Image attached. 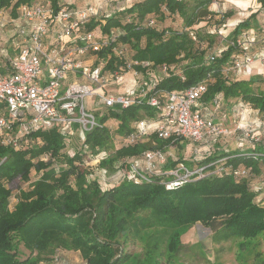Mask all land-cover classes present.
Listing matches in <instances>:
<instances>
[{"label": "clouds", "instance_id": "clouds-1", "mask_svg": "<svg viewBox=\"0 0 264 264\" xmlns=\"http://www.w3.org/2000/svg\"><path fill=\"white\" fill-rule=\"evenodd\" d=\"M134 3L135 0H0V105H4L0 109V147L19 151L31 146L35 150L44 141L37 137L33 144L26 139L27 134L56 127L66 137L63 152L68 159L80 151L90 157L81 183L74 175L68 177L67 187L73 192L91 189L100 195L140 185L156 176L163 193H175L193 177L198 180L202 175L226 173L236 182L243 181L264 210V164L258 163L264 159V119L260 117L264 104L253 107L252 100L243 99V92L237 96L228 93V89L241 84L251 85L254 78H264V45H255L264 36V0H212L208 5L210 15L189 31L193 40L201 31L222 37L225 43L218 49H201L199 54L180 52L170 64L157 63L150 57L135 61L124 57L123 64L113 67L112 56L121 57V48L100 53L108 40L122 35L124 30L113 27L105 33L103 28L109 19ZM156 23L154 19L152 24ZM161 23L178 27L182 21L169 18ZM234 35L240 43L238 55L229 52L232 45L228 41ZM224 54H228L227 62L235 57V63L230 71L222 72L219 81L184 87L191 83L182 72L186 65L197 58L207 65L210 57L223 59ZM177 75L179 84L165 89V99L160 95V86ZM24 96L27 100L22 99ZM137 103H147L153 110L134 122L132 135L144 146L117 157L129 145L113 129L112 143L97 145L94 153L89 151L86 140L93 128ZM74 123L79 126L73 127ZM248 152L256 153L253 162L245 167L229 164V159ZM3 155L7 151L0 158ZM49 158L41 155L32 163L47 164ZM214 160L218 162L211 172H197ZM222 165H228L224 173L220 172ZM52 167L58 173L60 167L67 169L69 165L62 160L39 171L33 168L28 184L35 187ZM256 239L260 246L253 256L259 251V264H264V230ZM56 255L50 264H64ZM40 264L49 262L40 260ZM74 264L86 261L77 255ZM248 264L257 262L249 257Z\"/></svg>", "mask_w": 264, "mask_h": 264}, {"label": "trees", "instance_id": "trees-1", "mask_svg": "<svg viewBox=\"0 0 264 264\" xmlns=\"http://www.w3.org/2000/svg\"><path fill=\"white\" fill-rule=\"evenodd\" d=\"M212 0H139L133 7L123 13L109 19L107 26L103 28L108 33L113 27L124 30L113 40L110 46L104 48L101 55L110 53L116 42L129 45L128 58L141 60L151 58L157 63L170 64L180 52L200 53L206 49L203 42L210 45L213 36L207 33L197 32V39L193 40L189 35V29L201 19L210 15L208 5ZM129 16L123 20L124 17ZM167 16L177 17L182 21L180 27L162 26ZM157 20L154 25L147 24V18ZM92 25L88 28L91 29ZM236 35L230 53L239 54L240 45L236 43ZM229 43V42H228ZM143 45V47H142ZM218 49V48H217ZM235 60V57L233 61ZM228 61V54L223 59L214 58L205 65L199 58L192 64L186 65L182 72L187 75L191 83L185 84L187 88L194 83L206 81L216 83L219 81L225 67L232 62ZM124 58L112 56L111 66L117 63L123 64ZM134 68L136 65L133 66ZM264 78H254L251 85L241 84L238 87L228 89V93L237 96L244 93L245 101L252 100L253 107L258 103L264 104V89L260 84ZM179 84V75L166 81L160 86V90L171 88ZM222 99V98H220ZM153 110L147 104H134L124 110L119 116L111 119L105 118L100 123L116 120L120 136H124L134 130V122L150 115ZM261 116H264L262 108ZM75 127V126H73ZM107 124L95 127L89 134L86 143L89 151L95 152L97 145H105L112 138ZM40 137L44 143L42 147L34 150L27 146L19 151L5 150L0 147V154L7 151V155L0 158V264H39L36 259H20L18 256V244L30 246L24 239L23 229L31 220H36L43 228L51 230H67L70 227L80 225L83 216H90L80 227L75 228L76 246L88 264H124L133 257L126 249L119 251L118 243L105 238L102 222L107 210L116 206L118 199L128 197L136 210H150L155 215L159 214L164 219H170L180 224L199 221L216 232L220 229H239L245 238H252L264 230V210L255 201V193H250L244 182H236L228 174L205 175L198 180H191L183 189L175 193H163L162 186L158 181L144 182L140 185H128L120 189H113L104 194L97 195L89 190L73 192L67 187L68 177L74 175L78 183L83 180L84 156L89 158L87 152L80 151L72 159H68L63 150L67 146L66 137L60 135L56 127L48 131L39 130L28 136L34 144ZM117 157L130 155L138 148L143 147L139 142L128 144ZM47 154L50 158L48 163L37 162L33 165L32 160L38 156ZM254 152L243 153L234 159H229V164H240L245 167L253 162ZM264 156V153H261ZM90 159V158H89ZM66 160L69 167H60L59 172L55 167L45 171L43 178L28 188L18 191L17 202L14 208H8L11 189L9 183L16 178L28 182L31 169L39 171L48 168L53 161ZM210 161V162H215ZM83 163V164H82ZM209 162H206L207 164ZM258 163L264 164V159ZM123 166V165H122ZM228 166V165H226ZM159 178V177H156ZM94 183V182H93ZM7 184V185H6ZM22 197V198H21ZM169 245V247H171Z\"/></svg>", "mask_w": 264, "mask_h": 264}, {"label": "rangeland", "instance_id": "rangeland-1", "mask_svg": "<svg viewBox=\"0 0 264 264\" xmlns=\"http://www.w3.org/2000/svg\"><path fill=\"white\" fill-rule=\"evenodd\" d=\"M137 1L139 0H135V2ZM128 17L127 15L123 20ZM169 18L173 21L179 19L176 16H167L165 21ZM180 24L178 27L181 26ZM162 26L173 27L166 23H162ZM224 43L222 37L213 36L212 43L207 45V42L204 41L203 46L206 49H217ZM255 45H264V36L258 38ZM129 51L133 53L132 49ZM231 65L226 66L225 71H230ZM256 84H260L259 88L264 89V83L257 82L254 85ZM260 117L264 119V116L260 115ZM106 124L112 134L109 143H112L115 135L112 130L117 129L118 123L116 120H109ZM84 161H89V158L84 156ZM108 163L110 165L112 161ZM83 165L86 172V162ZM8 186L11 189L8 208L12 210L17 202L18 191L28 188V182L16 178ZM136 209L128 197H122L118 199L114 208L110 207L107 210L102 222V229L105 227L104 237L110 236V240L118 243L119 251L126 249L133 255L124 264H248L249 257L259 264L261 253L255 251L253 256L255 248L260 246L259 240L256 239L258 234L252 238H245L238 228L225 227L213 232L199 221L180 224L170 219H164L159 214L155 215L150 210ZM83 217L79 226L70 227L64 231L46 229L41 227L36 220L29 221L24 227L23 233L25 241L30 246L18 244L19 258H29L30 260L35 258L39 264L40 260L48 261L50 264L51 258L59 253L56 258L59 261H64V264H74V258L77 255L86 261L76 246L77 231L75 228L90 219L88 215ZM171 244L172 246L169 247ZM86 264H88L87 261Z\"/></svg>", "mask_w": 264, "mask_h": 264}, {"label": "built area", "instance_id": "built-area-1", "mask_svg": "<svg viewBox=\"0 0 264 264\" xmlns=\"http://www.w3.org/2000/svg\"><path fill=\"white\" fill-rule=\"evenodd\" d=\"M154 20V18L153 17H148L147 18V24L148 25H152V21ZM89 30H91V29H89ZM189 35L191 36V34H190V31H189ZM118 36V35H117ZM116 36V37H117ZM115 37V38H116ZM191 38H192V36H191ZM111 40H113V39H111ZM99 42V41H98ZM229 43H231V44H233V41H230ZM236 43L238 44V45H240V43H238L237 42V38H236ZM110 40H108V42H107V44L105 45V47L104 48H106V47H108V46H110ZM113 48H121V57H127V55H128V50L130 49L129 48V45L128 44H126V43H124V44H122V43H118V42H116L115 43V45L113 46ZM89 51H91V49H89ZM64 55H67V50L65 51V53H64ZM131 60H133L132 58H130ZM214 58L213 57H210L209 58V60H213ZM133 61H135V60H133ZM124 63V62H123ZM234 63H235V60L233 61V63H232V65L230 66V68H232L233 66H234ZM134 66V65H133ZM197 83H205L206 84V81H200V82H197ZM193 85H191V86H189V87H187V88H190V87H192ZM160 91V95H162L165 99L167 98V92L165 91V90H159ZM74 95H75V93H74ZM150 95H152V94H150ZM22 99H24V100H27V96H24V97H22ZM137 104H140V105H142V104H147V103H137ZM148 105V104H147ZM150 106V105H149ZM4 108V105H0V109H3ZM87 119V118H86ZM142 119V118H141ZM103 124H106V122L105 123H103ZM103 124H97L95 127H99V126H102ZM73 126H75V127H78L79 125L77 124V123H74L73 124ZM94 127V128H95ZM3 128V125H0V129H2ZM93 128V129H94ZM39 131V130H38ZM34 132H36V131H34ZM34 132H29L28 134H27V137L28 136H30V135H32V133H34ZM134 132V130L133 131H131V132H129L128 134H126V135H124V136H121L122 138H123V140L124 141H127V143L128 144H133V143H135V142H138V141H136V139H135V137L132 135V133ZM27 137H26V139H27ZM20 143L23 145V143H24V141L22 140V141H20ZM21 148H24V147H21ZM154 151L156 150V149H153ZM90 158V157H89ZM90 160V159H89ZM87 162V161H86ZM218 162V160L217 161H215V162H209V163H207V164H205L204 165V167L203 168H199V169H197V172H205V170L207 169L208 171H210V170H212L213 168H214V165L216 164ZM123 167V166H122ZM224 169H225V166L224 165H222L221 166V168H220V172L221 173H224ZM203 176H205V175H202V176H200V177H203ZM159 179L160 178H156V176H153L150 180H148V182H154V181H158L159 182ZM193 179H194V177H193ZM192 179H190L189 181H191Z\"/></svg>", "mask_w": 264, "mask_h": 264}]
</instances>
